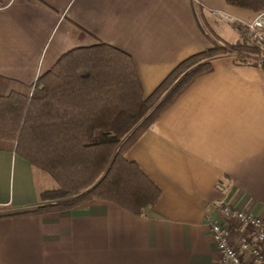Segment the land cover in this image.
<instances>
[{"label":"crops","instance_id":"obj_1","mask_svg":"<svg viewBox=\"0 0 264 264\" xmlns=\"http://www.w3.org/2000/svg\"><path fill=\"white\" fill-rule=\"evenodd\" d=\"M217 13L244 22L256 14L225 0H0V77L32 88L62 54L102 41L130 55L147 97L214 36L241 38ZM226 59L125 151L160 190L141 214L98 198L34 212L52 185L0 149V264H218L213 204L264 218V68Z\"/></svg>","mask_w":264,"mask_h":264},{"label":"trees","instance_id":"obj_2","mask_svg":"<svg viewBox=\"0 0 264 264\" xmlns=\"http://www.w3.org/2000/svg\"><path fill=\"white\" fill-rule=\"evenodd\" d=\"M264 11V0H225ZM264 68V53L243 36L178 63L147 97L129 54L102 41L62 54L32 88L0 77V149L26 159L54 184L39 190L34 212L63 210L93 198L135 214L155 204L159 188L125 151L219 56ZM248 60L249 62H246Z\"/></svg>","mask_w":264,"mask_h":264},{"label":"built area","instance_id":"obj_3","mask_svg":"<svg viewBox=\"0 0 264 264\" xmlns=\"http://www.w3.org/2000/svg\"><path fill=\"white\" fill-rule=\"evenodd\" d=\"M217 15L221 23L235 25L264 53V11L246 22L223 13ZM213 209L217 218L210 224V233L219 252L218 264H264V218L220 201L213 204ZM235 228H242L236 243L231 237Z\"/></svg>","mask_w":264,"mask_h":264},{"label":"rangeland","instance_id":"obj_4","mask_svg":"<svg viewBox=\"0 0 264 264\" xmlns=\"http://www.w3.org/2000/svg\"><path fill=\"white\" fill-rule=\"evenodd\" d=\"M235 26V25H234ZM241 37H242V34H240ZM244 38V37H243ZM227 57L226 61H224L225 63L229 62V63H236V62H239L238 60V56H225ZM42 173V172H41ZM36 179H37V182L40 186H43L45 181L48 182L49 185H53L54 184V181L46 174L42 173V174H37L36 175Z\"/></svg>","mask_w":264,"mask_h":264}]
</instances>
